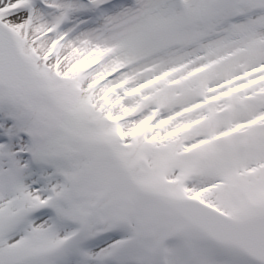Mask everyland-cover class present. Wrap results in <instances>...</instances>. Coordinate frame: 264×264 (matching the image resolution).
Listing matches in <instances>:
<instances>
[{
    "label": "rangeland",
    "instance_id": "1",
    "mask_svg": "<svg viewBox=\"0 0 264 264\" xmlns=\"http://www.w3.org/2000/svg\"><path fill=\"white\" fill-rule=\"evenodd\" d=\"M47 1L0 0L29 81L140 193L44 98L0 88V264H257L142 193L264 213V0Z\"/></svg>",
    "mask_w": 264,
    "mask_h": 264
},
{
    "label": "water",
    "instance_id": "2",
    "mask_svg": "<svg viewBox=\"0 0 264 264\" xmlns=\"http://www.w3.org/2000/svg\"><path fill=\"white\" fill-rule=\"evenodd\" d=\"M27 65L22 61L10 32L0 23V86L23 93L31 89L26 84ZM38 93L37 90H35ZM156 201L173 211L184 223L208 239L229 244L264 264V215L242 222H232L226 216L193 199L172 200L153 194Z\"/></svg>",
    "mask_w": 264,
    "mask_h": 264
},
{
    "label": "bare ground",
    "instance_id": "3",
    "mask_svg": "<svg viewBox=\"0 0 264 264\" xmlns=\"http://www.w3.org/2000/svg\"><path fill=\"white\" fill-rule=\"evenodd\" d=\"M47 2L51 4L52 3L55 4V3H58L59 0H48ZM35 12H36V9L32 10V13H35ZM21 21H22V15H13L9 17L8 19H6V21H4V24L8 27H16L19 25ZM79 32H82V31H79ZM79 36H81L80 33L71 35L64 44H68V43L75 41L77 38H79Z\"/></svg>",
    "mask_w": 264,
    "mask_h": 264
}]
</instances>
